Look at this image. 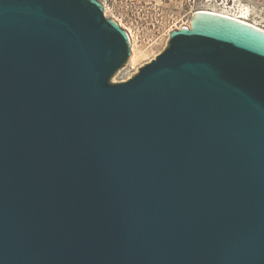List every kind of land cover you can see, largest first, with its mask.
<instances>
[{"label":"water","instance_id":"95a60500","mask_svg":"<svg viewBox=\"0 0 264 264\" xmlns=\"http://www.w3.org/2000/svg\"><path fill=\"white\" fill-rule=\"evenodd\" d=\"M132 51L101 0H0V264H264V30Z\"/></svg>","mask_w":264,"mask_h":264},{"label":"rangeland","instance_id":"374dc122","mask_svg":"<svg viewBox=\"0 0 264 264\" xmlns=\"http://www.w3.org/2000/svg\"><path fill=\"white\" fill-rule=\"evenodd\" d=\"M101 1L106 16L117 20L132 35V55L135 54V64L129 60L125 67L114 75L115 82L125 81L134 76L141 66L154 59L168 46L172 30L191 24L195 14L202 10L218 12L227 8L229 13L237 15L238 10L243 7L248 11L247 20L264 28V0Z\"/></svg>","mask_w":264,"mask_h":264},{"label":"built area","instance_id":"2783aa9c","mask_svg":"<svg viewBox=\"0 0 264 264\" xmlns=\"http://www.w3.org/2000/svg\"><path fill=\"white\" fill-rule=\"evenodd\" d=\"M218 12H224L230 16H233V17H237L239 19H242V20H247V17L248 15L246 14L248 11L246 10V8L244 9L243 7H241L239 10H238V13L237 15H234L232 13H229L230 11L226 8L224 9V11H218ZM236 13V12H235ZM191 24H188L187 26H190Z\"/></svg>","mask_w":264,"mask_h":264},{"label":"bare ground","instance_id":"6f19581e","mask_svg":"<svg viewBox=\"0 0 264 264\" xmlns=\"http://www.w3.org/2000/svg\"><path fill=\"white\" fill-rule=\"evenodd\" d=\"M212 12L217 13V14H221V15H227V16H230V15L224 13V12H217V11H212ZM230 17L235 18V19L240 20V21H243V22H246V23H248V24H251V25H253V26L257 27V28H260L261 30H264V28H262V27H260V26H258V25H255L254 23H251V22H249L248 20H242V19H239V18H237V17H233V16H230ZM127 30H128V29H127ZM128 32H129V34H130L131 41H132V35H131V33H130L129 30H128ZM131 43H132V42H131ZM133 48H134V47H133ZM130 63L135 64V54L132 55V57H131V59H130Z\"/></svg>","mask_w":264,"mask_h":264}]
</instances>
